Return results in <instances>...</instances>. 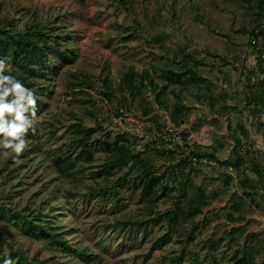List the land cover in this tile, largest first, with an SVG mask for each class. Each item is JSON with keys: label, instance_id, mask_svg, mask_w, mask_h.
<instances>
[{"label": "rangeland", "instance_id": "obj_1", "mask_svg": "<svg viewBox=\"0 0 264 264\" xmlns=\"http://www.w3.org/2000/svg\"><path fill=\"white\" fill-rule=\"evenodd\" d=\"M6 19L14 29L42 21L57 39L71 42L76 55L65 58L50 52L48 58L56 65H48L50 79L39 81L40 86H51L46 106L41 105L36 131L25 135L27 147L20 158L0 157V189L18 208L43 207L42 218L65 231L72 247L87 249L95 259L86 262L64 253L0 218V231L8 242L32 261L45 264H192L194 254L197 264H233L248 248L256 263L264 264V174L253 170L260 162L264 167V101L250 100L255 94L264 96L259 61V50L264 52V12L260 15L244 0H0V21ZM258 22L254 42L251 32ZM188 54L194 60L186 63ZM189 67L199 73L198 82H168L172 73ZM129 71H147L166 92L149 87L135 99L125 97L120 89ZM107 75L113 100L100 92ZM84 76L97 83L96 89L79 86ZM211 98L218 102L213 105ZM146 107L152 109L148 115ZM176 110L181 113L177 121ZM73 122L95 129L94 140L127 133L133 148L150 157L168 186L154 214H149L141 193L131 189L134 165L111 176L115 180L128 173L120 188L123 205L113 199H82L107 182L95 175L105 162L97 146L94 160L80 162L84 168L76 177L56 171L54 161ZM235 137L248 155L243 173L224 163L236 157ZM193 151H212L217 160L196 159L183 170L188 177L180 172L174 182L173 165ZM245 176L252 180L255 198L244 196L242 210L232 213V193L244 194ZM180 181L188 185V198L194 194L193 183L206 191L212 204L193 219L189 214L181 218L171 242L157 248L154 244L169 231L167 225L151 221L139 228V222L175 208ZM185 199L181 197L182 205ZM241 228L246 229L242 235ZM3 248L10 257L6 243Z\"/></svg>", "mask_w": 264, "mask_h": 264}, {"label": "trees", "instance_id": "obj_2", "mask_svg": "<svg viewBox=\"0 0 264 264\" xmlns=\"http://www.w3.org/2000/svg\"><path fill=\"white\" fill-rule=\"evenodd\" d=\"M247 3H251L254 9H258L260 15L264 12V0H244ZM58 20L61 17L57 18ZM40 21L38 24L32 26H26L23 29H14L12 20L6 19L0 21V59H3L6 63L7 70L6 75H12L16 79L20 80L27 88L31 89L36 97L37 113L36 117L41 111V105L46 106L44 98L51 91V86H40V79L48 80L51 78L48 65L56 62L48 58L50 52L62 55L65 58L75 56L76 53L69 48L71 42H65V40H59V36L53 32L46 31L45 25ZM260 22L254 26L251 34L253 35L254 42H257L258 33L260 28ZM264 31H262L263 33ZM188 59L194 60L191 54L185 57L187 63ZM260 66L264 69V52L263 49L259 50ZM200 61H195V65L198 66ZM139 76V77H137ZM200 75L192 67L183 71V73H172L169 77V81L172 84L187 85L190 82H198ZM79 86H85V84L93 89L97 87V83L87 79L85 76L80 81ZM103 89L101 94L105 95L108 99L113 100L115 94L112 91V82L109 76H105L103 79ZM151 88L153 92L161 91L166 92V86H160L151 77L150 74L145 71L144 73H136L129 71L123 78L121 92L128 95L130 99H135L143 91ZM179 97V94L177 93ZM250 100L264 101V96L261 94L252 95ZM217 99L211 98V103L216 104ZM163 105L165 109H169L168 104L164 101ZM152 112V109L146 107L145 114L148 115ZM181 113L178 110L174 111L173 117L177 121L180 118ZM179 125V123H177ZM68 138L62 144V150L59 156L54 161V167L56 171L65 177H76L84 167H80V162L90 163L95 158V146L96 149L103 151L105 156V162L101 165L100 169L96 171L97 177L103 178L106 183L99 184L96 188H91L87 191L83 198L84 200H98V199H113L118 205L124 204V198L120 193V188L127 181V175L118 177L117 179H111L115 172H119L128 166L134 165L137 167V171L131 176L130 181L131 189L138 190L143 200L147 204L149 214L152 215L156 212L159 201L168 192V186L163 185L162 175L156 172L155 163L149 156H144L142 151H137L133 148L132 141L128 137L127 133H119L113 139L110 134H107L106 139L94 140L96 130L83 125L80 122H73L67 129ZM26 135L31 136L30 130ZM186 138L187 135H184ZM236 138V137H235ZM246 148L243 146L241 139L236 138V145L234 148L235 159L230 162L224 161L225 165L235 167L237 170H242V173L247 166L248 155L245 152ZM208 158L210 160H217L214 152L210 151L205 154H200L196 151L192 152L191 157H183L178 163L173 165L172 174L174 175V182L179 178V173L187 176L183 172L184 169L192 167L196 162V159ZM196 160V161H195ZM261 163L253 165V170L258 175L264 174V167ZM133 168V167H132ZM131 168V169H132ZM133 170V169H132ZM183 172V173H182ZM227 180H232L231 175H227ZM195 188L192 197L187 196V183L180 181V191L178 193V200L175 203V208L161 214L157 218H151L146 221L139 222V228L144 223L155 221L156 224H165L169 228V231L159 237L154 246L162 248L166 244L171 242V234L177 229L178 221L185 217L187 214L193 219L203 210L212 204V198L202 188L197 187L193 183H190ZM243 188H246L244 194L239 195L237 192L232 193V213L240 212L243 208L244 196H248L249 199L255 198L256 191L252 180L245 176L241 181ZM8 196L4 193L3 189H0V218L6 220L8 223L14 224L20 228L22 232L35 239L46 240L49 243L56 244L59 249L64 253H73L81 260L90 262L95 259L94 254L90 253L83 247H72L70 239L66 236L65 231H58L57 227L50 226L48 221L42 218L44 208L40 207L35 211L28 206L18 208L13 203L6 201ZM181 197H185L186 204L182 205ZM52 210H55L52 208ZM164 218V220H163ZM233 220V215H230ZM246 229H240L242 235ZM238 230L235 228L231 231L232 234H236ZM3 243H6L9 251V256L14 260V264H45L41 262H34L26 255L22 248H15L13 244L7 241L6 235L0 231V260L6 256V252L3 248ZM208 246H212V242L208 243ZM251 248L246 249L242 255L235 258L233 264H257L255 257L249 253ZM178 258V257H177ZM198 257L194 254L192 264H197Z\"/></svg>", "mask_w": 264, "mask_h": 264}, {"label": "clouds", "instance_id": "obj_3", "mask_svg": "<svg viewBox=\"0 0 264 264\" xmlns=\"http://www.w3.org/2000/svg\"><path fill=\"white\" fill-rule=\"evenodd\" d=\"M6 63L0 59V157L18 160L27 147L25 138L36 131V97L20 80L6 75ZM0 264H14L4 257Z\"/></svg>", "mask_w": 264, "mask_h": 264}]
</instances>
